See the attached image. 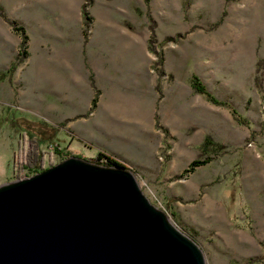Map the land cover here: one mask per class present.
<instances>
[{"label": "rangeland", "instance_id": "374dc122", "mask_svg": "<svg viewBox=\"0 0 264 264\" xmlns=\"http://www.w3.org/2000/svg\"><path fill=\"white\" fill-rule=\"evenodd\" d=\"M100 151L206 264H264V0H0V183Z\"/></svg>", "mask_w": 264, "mask_h": 264}, {"label": "water", "instance_id": "95a60500", "mask_svg": "<svg viewBox=\"0 0 264 264\" xmlns=\"http://www.w3.org/2000/svg\"><path fill=\"white\" fill-rule=\"evenodd\" d=\"M0 264H206L130 168L71 155L0 183Z\"/></svg>", "mask_w": 264, "mask_h": 264}, {"label": "trees", "instance_id": "16d2710c", "mask_svg": "<svg viewBox=\"0 0 264 264\" xmlns=\"http://www.w3.org/2000/svg\"><path fill=\"white\" fill-rule=\"evenodd\" d=\"M85 9V7H84ZM87 16V15H86ZM89 16H87L88 18ZM15 23V21H13ZM27 34L24 32V42H26L27 40ZM192 85L193 87L200 91V92H203L206 94V96L213 102L215 103H219V104H228L226 101L220 99L217 95H215L208 87L207 85L200 79V77L198 75H194L193 76V79H192ZM233 111L236 113L237 115V118L238 120H240L241 122H247V120L245 118H243L241 115L238 114L236 108H233ZM205 143H211V141L209 139H207L205 141ZM57 146V145H56ZM58 149H61L60 147H57ZM25 157L24 159L21 160V165L22 163H26V167H33L35 164V161L33 158L32 160L30 161H27V156L31 159V156L33 157L32 154H30L29 152H26L24 153ZM27 155V156H26ZM82 156V155H80ZM85 158V157H84ZM94 163H97V164H102V165H105V166H121V167H126L128 168L127 165H125L124 163H122L121 161H119L118 159H116L115 157L109 155V154H106L105 152L103 151H100L98 153V155L94 158V160H92ZM197 162V160H194L193 164H195ZM25 166V165H24ZM23 166V167H24ZM27 176V175H26ZM21 176H19L20 178Z\"/></svg>", "mask_w": 264, "mask_h": 264}]
</instances>
